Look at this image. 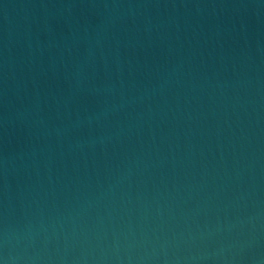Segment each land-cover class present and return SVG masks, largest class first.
Instances as JSON below:
<instances>
[{
	"label": "water",
	"instance_id": "1",
	"mask_svg": "<svg viewBox=\"0 0 264 264\" xmlns=\"http://www.w3.org/2000/svg\"><path fill=\"white\" fill-rule=\"evenodd\" d=\"M0 264H264V0H0Z\"/></svg>",
	"mask_w": 264,
	"mask_h": 264
}]
</instances>
